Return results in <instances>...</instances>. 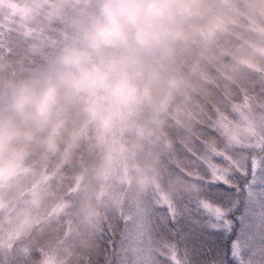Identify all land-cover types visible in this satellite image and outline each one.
Returning a JSON list of instances; mask_svg holds the SVG:
<instances>
[{
	"label": "clouds",
	"instance_id": "obj_1",
	"mask_svg": "<svg viewBox=\"0 0 264 264\" xmlns=\"http://www.w3.org/2000/svg\"><path fill=\"white\" fill-rule=\"evenodd\" d=\"M0 11L10 14L9 0ZM10 25L18 49L0 43V184L22 186L38 179L37 161L71 167L86 153L75 178L117 211L154 190L160 168L142 156L176 151L165 130L191 136L202 123L193 89L210 67L229 55L232 70L264 68V0H21ZM257 125L264 131V116ZM252 138L241 117L188 143L205 160L216 162L219 148L243 163ZM174 164L207 173L188 155ZM219 167L236 171L226 160ZM189 183L177 171L172 187Z\"/></svg>",
	"mask_w": 264,
	"mask_h": 264
},
{
	"label": "rangeland",
	"instance_id": "obj_2",
	"mask_svg": "<svg viewBox=\"0 0 264 264\" xmlns=\"http://www.w3.org/2000/svg\"><path fill=\"white\" fill-rule=\"evenodd\" d=\"M20 3L21 0H9V15L0 11V40L11 36L10 19L11 16L17 14ZM12 38L15 43V37L12 36ZM222 78L224 83L230 84L227 77L222 75ZM262 78L264 80V74ZM212 79L205 73L201 78V84L210 85ZM224 83L223 85H225ZM231 88H233L232 85ZM256 105L254 100L243 98L242 101L230 105L228 116L220 110H214L210 118L215 120L214 127L222 131L242 117L248 122L253 138L243 143L241 147L259 153L263 141L253 121V114L255 110H258ZM255 148L257 149L255 150ZM227 158L222 152L216 153L217 164L220 160L228 161ZM243 158V163L238 162V165L242 166L246 161L251 164V174L248 175L251 179L244 181L246 184L241 187L244 200L239 198L242 203L247 205L244 215L246 218L243 219L244 222L239 230L235 232V240L228 248L229 263L264 264V164L260 158L247 159L245 156ZM142 159L147 163L156 162L159 168L163 166L161 155L154 149L147 150ZM252 159L257 161L255 169L252 167ZM217 164L210 161L205 162L207 173L221 175L220 167ZM56 172L58 169L51 173L41 170L38 179L33 180L32 184L27 186L23 192H20L22 191L21 186H16L11 182L0 184V264H83L81 260L72 261V257L64 258L62 252L76 247L75 237L80 238L78 242L81 247H83L82 242L85 238L92 243L97 242L101 237V230L106 232L103 240L110 248V264H172L173 253L180 264H189L186 254H182L178 246L180 238L177 234L181 231L183 236L185 235L182 223L187 226L194 224L196 213L200 218L198 221H204V226L211 232L226 233L229 236L228 231L234 227L233 221L227 220V210L222 208L220 203L216 205L206 201L213 207L222 210L223 217L220 220L200 206L201 200L192 198L194 200L190 203L192 210L188 205L181 203V199L184 201L185 199L179 195L176 196L174 193L176 187H172L173 180L169 178L170 172L162 168L154 177V190L142 194L131 205L126 199H123L119 211L110 204L105 205L90 193L84 197L86 188L83 186L80 189V180L76 178L63 197L55 199V203L49 199V197H55L54 195L46 194L42 197L46 191L43 186L49 184V180ZM231 173L223 175L227 183L211 181L208 177V181H204L203 185L211 188L217 186L224 188L226 192L218 188L217 191L219 194L221 193L224 202H229L230 195L227 193L231 190L235 191L238 197L236 187L230 184L238 180L242 183L241 179L247 177L244 173L240 179L239 176L234 177L235 175H231ZM256 175L260 178H257ZM165 185H168L169 188H166ZM172 192L175 199L172 198ZM161 195L172 202L174 214L170 215L166 206L158 204ZM45 196L46 198H44ZM124 196H127L126 192ZM186 203L188 202L186 201ZM235 205L234 203L233 206L235 207ZM43 208L46 209L44 213L46 217L43 216ZM129 214L133 218L126 223L123 217ZM224 221L228 222L227 225L224 224ZM47 223L52 226L47 227ZM165 226L173 228L166 231ZM57 229L61 233V241L51 245L52 247H47L46 243L52 244V242H50L51 240L45 242L46 239H42L43 233L51 230L57 231ZM9 232L13 233L11 239H8ZM134 243H138V249L132 247ZM211 259L214 261L211 260L209 264H224L213 257Z\"/></svg>",
	"mask_w": 264,
	"mask_h": 264
},
{
	"label": "trees",
	"instance_id": "obj_3",
	"mask_svg": "<svg viewBox=\"0 0 264 264\" xmlns=\"http://www.w3.org/2000/svg\"><path fill=\"white\" fill-rule=\"evenodd\" d=\"M5 39L7 38H2L0 43H3ZM12 39V35H9V47L18 49L16 41L14 43ZM232 51L233 49H229V52ZM222 60L225 64L224 67H210L206 72L210 78H213L211 82L212 84H200L198 88L193 89L196 106L200 110L203 117L202 123L197 127L194 134L190 136L189 132L182 127H169L165 130L166 134L171 136L176 141V151L167 156H161V159L163 160L161 163L163 166L160 168L170 172L169 178L173 180V183L175 173L177 171H180L181 175H184L186 178L197 181V183H189L182 188H176V192H174L176 193V196L179 195L185 199V201L181 199V203L188 205L191 210L192 205L190 203L194 201L192 198H195V200H205L216 205L217 203H220L219 205L227 210V220L233 221L234 223L233 229L228 231L230 233L229 236L226 233H214L206 229L204 226V221H198L200 218L198 215H196V213L195 220L193 222L194 224L187 226L182 223L181 226L185 235L183 236L181 231L179 234H177L180 238L178 241V246L180 247V252L182 254H186V259L189 264H209L212 260V257L215 260L218 259L224 264H230L228 248L231 242L235 240V232L239 230L240 226L244 222L243 219L246 218L244 215L247 205L246 203H242V201H240V199L244 200L241 187L246 184L244 181L251 179L248 176L251 174L250 162L246 161L244 165H238L237 160L234 159L232 155L222 152L228 157L227 160L230 161L236 169V171H233L234 173H231V175H235L234 177L239 176L240 179L244 176H241L242 174L245 173V175H247V177H243L241 179L243 180L242 183L240 180H238L230 184L231 186L236 187V193H238V197L235 194V191L231 190V192L227 193L230 195V201L224 202L221 193L219 194L217 191L218 188L219 190L226 192L224 188L220 186L211 188L210 186L203 185L204 181H208V173H201V171L195 167L183 169L176 168L174 161L178 155H188L190 158L200 160L203 164H205V162H209L200 155L197 148L192 147V144L188 143L189 137L191 138L192 143L198 146L202 145L203 143H207L208 140L212 137H215L219 131L218 128L214 127L215 120L210 118L213 115L214 110H220L228 116L230 113L229 108L231 104H235L240 100L242 101L243 98H248L249 100H254V102L257 104L256 106L258 110H255V112L253 111V121L261 137V140L263 141L262 148H260L259 153L264 152V131H261L257 125V121L262 116H264V80L262 78V75L264 74V68L257 69L255 71H245L241 69L232 70L230 56L225 55L222 57ZM221 74L227 77L228 81H230V84L224 83L225 81ZM223 83L225 85H223ZM231 85L233 88H231ZM256 149L257 148H255V150ZM244 150L245 151L242 153V155L247 159L252 157H255L256 159L260 158L264 164V157L255 154H248V150L252 149L244 148ZM217 152H221V150L217 148L216 153ZM168 158L170 160H167ZM89 160L90 157L86 153H82L78 159L73 160L71 167H69L67 163H62L59 165L60 163L57 162L56 165L47 163L41 165L39 161H37L39 172L44 170L47 173H51L54 171V169H58V172H56V174H54V176L49 180V184L47 183L48 185L45 184L43 186L46 191L43 193L42 197L46 194H50V196L54 195L55 197H49V199H51L54 203L56 202V198H62L66 191L70 188V185H73V182H75L74 175L81 171V169L84 167H87ZM210 162L214 163L213 161ZM216 162L215 164H217ZM217 165L219 166V164ZM238 169L240 171H237ZM256 177L260 178L258 175H256ZM32 182L33 180L24 183L21 186L22 191L20 192H23L25 189H27V186L32 184ZM83 186H85L84 183L80 181V189ZM171 195L172 198L175 199L173 192ZM84 197H87V190H84ZM44 198H46V196ZM186 201L188 203H186ZM234 203L236 204L235 207L233 206ZM45 211L46 209L43 208L42 213L43 216L46 217V215H44ZM48 226L51 227L52 225L47 223V227ZM169 228L173 227L165 226L164 229L168 231ZM105 233L106 232H102L101 230V237H99L98 241L95 243H92L86 238L83 239V247H81L80 242H78L80 238H73L77 243L75 245L76 247L74 249L71 248L69 251L64 250L62 252L64 253L63 257H72V261L81 260L83 264H110V248L103 240ZM42 239H46L45 242L51 240L50 242H52V244L46 243L47 247L51 245L53 246V244H57L61 241V233L59 232V229H57V231H45L43 233Z\"/></svg>",
	"mask_w": 264,
	"mask_h": 264
},
{
	"label": "snow or ice",
	"instance_id": "obj_4",
	"mask_svg": "<svg viewBox=\"0 0 264 264\" xmlns=\"http://www.w3.org/2000/svg\"><path fill=\"white\" fill-rule=\"evenodd\" d=\"M252 167L253 169H255L257 167V161L252 159ZM237 171H240L239 169ZM208 177L210 178L211 181H219V182H225L226 178L223 175H217L215 173H209ZM158 204H160L161 206H166L168 208L169 214L172 215L174 214V209H173V204L171 201H169L166 197H164L163 195H161ZM200 206L210 215L216 217L217 220H220L223 217V212L220 208L217 207H213L212 205H210L208 202L201 200L200 201ZM132 215L129 214L125 217H123L124 222H130L132 220ZM227 221H224V224L227 225ZM132 247L134 249H138V243H134L132 245ZM172 264H180V261H178L176 259L175 254L173 253L172 257Z\"/></svg>",
	"mask_w": 264,
	"mask_h": 264
}]
</instances>
